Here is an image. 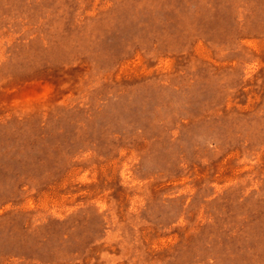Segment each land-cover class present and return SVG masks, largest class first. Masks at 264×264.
<instances>
[{
    "label": "rangeland",
    "instance_id": "obj_1",
    "mask_svg": "<svg viewBox=\"0 0 264 264\" xmlns=\"http://www.w3.org/2000/svg\"><path fill=\"white\" fill-rule=\"evenodd\" d=\"M0 264H264V0H0Z\"/></svg>",
    "mask_w": 264,
    "mask_h": 264
}]
</instances>
